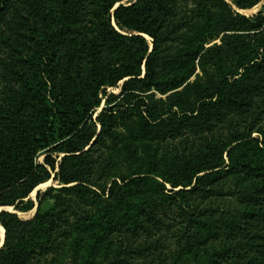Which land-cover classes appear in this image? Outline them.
<instances>
[{"label": "trees", "instance_id": "1", "mask_svg": "<svg viewBox=\"0 0 264 264\" xmlns=\"http://www.w3.org/2000/svg\"><path fill=\"white\" fill-rule=\"evenodd\" d=\"M260 2L0 0V264H264Z\"/></svg>", "mask_w": 264, "mask_h": 264}, {"label": "rangeland", "instance_id": "2", "mask_svg": "<svg viewBox=\"0 0 264 264\" xmlns=\"http://www.w3.org/2000/svg\"><path fill=\"white\" fill-rule=\"evenodd\" d=\"M124 3H126V2H124ZM254 8H255V11H254V12H251V13L243 14L242 11H238V12H239L240 14H242V15H247V16L255 15V14H257L258 12L264 10V0H261V2H260L258 5H256ZM254 8H252V9H254ZM147 40H148V42L150 43V39L147 38ZM214 43H219V41H214V42H212V43L206 45V48L211 47ZM196 74L200 75V71L197 70V71H196ZM194 79H195V77L191 78L190 81H193ZM107 91H108V92H111V93H114V94H118V93H119V88H118V89H108ZM102 108H103V105H102L99 109L96 110V113L100 112ZM254 137H257V135L255 134ZM42 160H43V158L40 157V158L38 159V162L41 163ZM120 174H125V168L122 167V166H120V165H117L116 168L113 169V171H112V173H111V176H112V177H114V176L116 177V176H119ZM112 180H114V178L111 179L110 181H112ZM45 184H47V185L44 186V187H41V188H36V189L34 190L33 194L30 195L29 199H30L31 201H33L35 204L37 203V202H36V196H37L38 193H43V192H44L47 188H49V187H55V186H57V182L53 180V176H52V179H51L50 181H48L47 183H45ZM168 189H169V187H168ZM11 209H12V208H11ZM2 210H3V209H1L0 212H2ZM35 210H36V208H35L34 210L30 211V212L23 213V215L18 216V217L21 218V219H24V220H25V219H26V220L31 219V218L35 215V213H36ZM12 211H14V210L12 209ZM12 211H11V212H12ZM15 212H16V211H15ZM88 243H89V239H88V237H87V236H84V249H83V251H82V257H83V258H86V257L88 256V250H87V244H88ZM99 256H100V254H99Z\"/></svg>", "mask_w": 264, "mask_h": 264}, {"label": "bare ground", "instance_id": "3", "mask_svg": "<svg viewBox=\"0 0 264 264\" xmlns=\"http://www.w3.org/2000/svg\"><path fill=\"white\" fill-rule=\"evenodd\" d=\"M255 11V8L254 9H251V10H246V11H242V13L243 14H247V13H251V12H254ZM47 184H42V185H40L38 188H41V187H44V186H46ZM33 194V193H32ZM1 209H3V210H7V211H12V209L11 208H0V210ZM17 214H18V216H21V215H23V213H20V212H16ZM26 220V219H25ZM0 236H1V238L3 237V229H2V227L0 226Z\"/></svg>", "mask_w": 264, "mask_h": 264}, {"label": "water", "instance_id": "4", "mask_svg": "<svg viewBox=\"0 0 264 264\" xmlns=\"http://www.w3.org/2000/svg\"><path fill=\"white\" fill-rule=\"evenodd\" d=\"M120 4H118L116 7H118ZM115 7V8H116ZM2 211H7V210H2ZM36 211V210H35ZM8 212H10V211H8ZM11 213H14V214H16V215H18L15 211H12ZM3 240H4V231H3V237L1 238V244H0V247L2 246V244H3Z\"/></svg>", "mask_w": 264, "mask_h": 264}]
</instances>
